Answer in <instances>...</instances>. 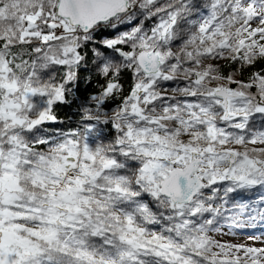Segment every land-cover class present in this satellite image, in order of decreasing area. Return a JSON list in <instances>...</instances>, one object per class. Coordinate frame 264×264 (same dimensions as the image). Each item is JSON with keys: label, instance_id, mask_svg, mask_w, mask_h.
I'll return each instance as SVG.
<instances>
[{"label": "snow or ice", "instance_id": "snow-or-ice-1", "mask_svg": "<svg viewBox=\"0 0 264 264\" xmlns=\"http://www.w3.org/2000/svg\"><path fill=\"white\" fill-rule=\"evenodd\" d=\"M257 219L264 0H0V264H264Z\"/></svg>", "mask_w": 264, "mask_h": 264}, {"label": "trees", "instance_id": "trees-1", "mask_svg": "<svg viewBox=\"0 0 264 264\" xmlns=\"http://www.w3.org/2000/svg\"><path fill=\"white\" fill-rule=\"evenodd\" d=\"M125 88L128 87V81L127 78H125ZM97 88V85L93 83L92 85H81V89L83 91V95H90L92 94ZM57 114L64 118L66 115V110H58ZM251 195V194H249ZM237 234L235 236H246V235H260V233H264V222L257 219L254 223V225H249L246 228L236 230ZM223 239V237H222ZM224 240V239H223ZM226 241V240H225Z\"/></svg>", "mask_w": 264, "mask_h": 264}, {"label": "rangeland", "instance_id": "rangeland-1", "mask_svg": "<svg viewBox=\"0 0 264 264\" xmlns=\"http://www.w3.org/2000/svg\"><path fill=\"white\" fill-rule=\"evenodd\" d=\"M256 236H264V233H262V234L260 233V235H256ZM223 239L226 241L234 242V243H244V242L252 243V241L248 240V235H246V236L227 235V236H224ZM256 243H257V246H259V241H257Z\"/></svg>", "mask_w": 264, "mask_h": 264}]
</instances>
